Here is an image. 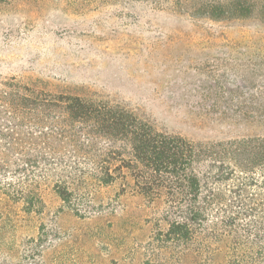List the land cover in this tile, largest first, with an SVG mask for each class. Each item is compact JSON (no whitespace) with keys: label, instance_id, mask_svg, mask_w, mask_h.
<instances>
[{"label":"rangeland","instance_id":"1","mask_svg":"<svg viewBox=\"0 0 264 264\" xmlns=\"http://www.w3.org/2000/svg\"><path fill=\"white\" fill-rule=\"evenodd\" d=\"M175 0H7L0 3V80L119 105L195 144H264V22L214 23L178 14ZM68 160L71 197L34 172L0 179V264H196L166 246L175 216L129 176L99 182L92 159ZM80 158V157H79ZM70 159V158H68ZM201 176L206 166L198 169ZM19 185V187H18ZM172 216V217H171ZM167 248V249H166Z\"/></svg>","mask_w":264,"mask_h":264},{"label":"trees","instance_id":"2","mask_svg":"<svg viewBox=\"0 0 264 264\" xmlns=\"http://www.w3.org/2000/svg\"><path fill=\"white\" fill-rule=\"evenodd\" d=\"M173 7L214 23L254 14L264 22V0H175ZM216 145L158 131L107 101L54 92L39 81L0 80V179L22 180L27 206L37 199L36 171L57 178L54 191L69 203L67 179L76 170L67 161L87 150L103 185L129 176L140 195L164 200L175 216L163 237L183 259L191 253L196 264H264V144L253 151L238 142Z\"/></svg>","mask_w":264,"mask_h":264}]
</instances>
